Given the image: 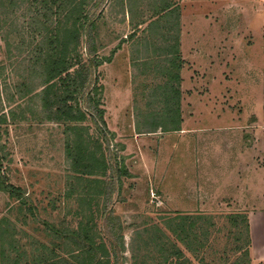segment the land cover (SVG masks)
Listing matches in <instances>:
<instances>
[{"label":"rangeland","instance_id":"1","mask_svg":"<svg viewBox=\"0 0 264 264\" xmlns=\"http://www.w3.org/2000/svg\"><path fill=\"white\" fill-rule=\"evenodd\" d=\"M37 3L0 0V156L37 207L33 215L0 190V230L10 233L0 251L26 243L32 256L55 242L66 253L43 221L72 229L91 218L108 250L102 260L156 264L160 243L174 239L168 215L209 218L217 250L228 243L229 216L241 212L252 264H264V0L89 1L101 16L91 32L95 55L85 34L78 51L99 60L87 89L105 109L108 132L83 125L99 155L102 146L108 175L115 161L125 171L106 208L102 196L92 213L78 196L65 198L71 131L43 112L35 64L58 14Z\"/></svg>","mask_w":264,"mask_h":264},{"label":"trees","instance_id":"2","mask_svg":"<svg viewBox=\"0 0 264 264\" xmlns=\"http://www.w3.org/2000/svg\"><path fill=\"white\" fill-rule=\"evenodd\" d=\"M8 1L9 4L14 2ZM37 1L40 8L53 15L58 14V23L50 31L45 45L40 46V57L35 64L38 63L37 65L42 68L43 88L39 97L42 99L43 112L50 120L65 122L67 131H71L66 145V156L71 166L69 175L71 183L69 182L65 198L78 196V203L88 204V210L92 213L94 201L102 196L105 198L106 208L107 198L110 201L114 188L120 184L121 175L125 172L121 167L122 161H115L111 167L114 175H108V159L102 152V146L99 145L101 151L99 155L98 150L92 149L95 142L89 128L83 125L87 120H92L99 125L101 133L108 132L104 118L105 109L93 91L87 89L90 81L89 66L97 65L99 60L92 57L88 63L78 51L81 37L85 34L88 38V54L95 55V47L90 41L93 35L91 32L96 29L101 16L87 8L90 0ZM81 102H85V106H82ZM5 118V114L0 115V122ZM81 181L80 189L83 190L79 194V187H76V184ZM0 190L17 201L19 208L36 214L37 207L31 203L25 189L10 181L2 156ZM229 217L232 229L227 235L228 243L223 249L216 250L214 245L216 239H212L213 233L209 227L214 226V223L209 218L207 220L201 215L181 212L168 215L166 220L174 239L160 243V257L156 264H252L249 217L241 212L231 214ZM43 223L47 235L56 240H65L64 244L68 248L66 253L61 254L58 251L61 245L55 242L52 246L40 243L37 252L33 251L32 256H28L26 243H21L17 247L10 244L9 249L3 245L0 251V264H108L109 261L102 260L103 255H99L108 254V250L106 244L98 240L95 219H83L72 229H64L45 220ZM9 234L7 227L2 226L0 230L2 244ZM178 243L183 244V247ZM187 253L193 254V258Z\"/></svg>","mask_w":264,"mask_h":264}]
</instances>
